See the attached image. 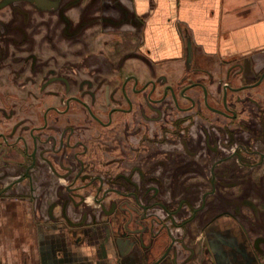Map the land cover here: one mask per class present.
Wrapping results in <instances>:
<instances>
[{
  "label": "flooded vegetation",
  "instance_id": "af4514ba",
  "mask_svg": "<svg viewBox=\"0 0 264 264\" xmlns=\"http://www.w3.org/2000/svg\"><path fill=\"white\" fill-rule=\"evenodd\" d=\"M50 1L0 8V264H264V56L178 71Z\"/></svg>",
  "mask_w": 264,
  "mask_h": 264
},
{
  "label": "crops",
  "instance_id": "0c3cea01",
  "mask_svg": "<svg viewBox=\"0 0 264 264\" xmlns=\"http://www.w3.org/2000/svg\"><path fill=\"white\" fill-rule=\"evenodd\" d=\"M144 18L140 49L163 67L183 68L186 55L202 63L257 62L264 56V0H119ZM206 64V63H205ZM46 264H80V258ZM45 260V259H44ZM90 264H108L98 260Z\"/></svg>",
  "mask_w": 264,
  "mask_h": 264
},
{
  "label": "water",
  "instance_id": "95a60500",
  "mask_svg": "<svg viewBox=\"0 0 264 264\" xmlns=\"http://www.w3.org/2000/svg\"><path fill=\"white\" fill-rule=\"evenodd\" d=\"M11 1H14V0H2L0 2V8ZM36 1L40 4H43L44 6H50L51 4H53V2L50 0H36ZM189 55L191 56V44H189Z\"/></svg>",
  "mask_w": 264,
  "mask_h": 264
}]
</instances>
